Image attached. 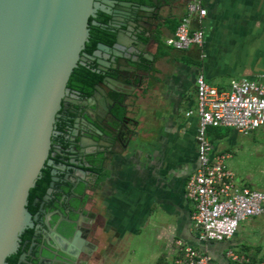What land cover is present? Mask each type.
<instances>
[{"label":"crops","instance_id":"crops-1","mask_svg":"<svg viewBox=\"0 0 264 264\" xmlns=\"http://www.w3.org/2000/svg\"><path fill=\"white\" fill-rule=\"evenodd\" d=\"M190 2L159 0L156 24L151 26L155 41L140 36L146 44L138 46L142 64L121 87L135 95L130 112L138 126L137 146L127 149L128 135L122 151L110 149L104 188L94 197L97 236L104 228L107 240L96 241V247L99 253L108 245L106 264L133 253L132 240L150 264H173L178 239L213 255L217 264H233L226 251L241 252L247 241L253 244L255 235L240 239L238 233L227 242L198 243L195 205L187 197L186 184L199 166V118L187 114L197 107L198 76L224 91L233 81L260 80L264 75V0H202L207 16H194L191 30H204L205 43L181 51L168 42L188 15ZM108 135L111 138L110 131ZM238 136L245 135L225 127L208 130L214 152L230 154L228 162L238 152Z\"/></svg>","mask_w":264,"mask_h":264},{"label":"water","instance_id":"water-1","mask_svg":"<svg viewBox=\"0 0 264 264\" xmlns=\"http://www.w3.org/2000/svg\"><path fill=\"white\" fill-rule=\"evenodd\" d=\"M151 2L152 6L118 0H0V264H9L22 234L33 226L30 192L48 163L69 80L89 59L98 74L114 75L96 86L94 108L101 113L106 92L119 96L110 111V148L123 140L119 113H128V107L121 87L142 64L138 46L146 44L140 36L155 41L151 26L156 24L159 0ZM99 12L109 15L110 22L96 21ZM91 24L111 27L116 39L113 45L99 43L89 55L85 50ZM99 121L97 117L94 124L96 148L102 144ZM128 135L127 149H134L137 135L129 127Z\"/></svg>","mask_w":264,"mask_h":264},{"label":"flooded vegetation","instance_id":"flooded-vegetation-1","mask_svg":"<svg viewBox=\"0 0 264 264\" xmlns=\"http://www.w3.org/2000/svg\"><path fill=\"white\" fill-rule=\"evenodd\" d=\"M81 66L91 72L97 70L90 59ZM108 75L114 77L113 73L101 74L102 79L93 86L89 76L69 80L48 163L29 196L28 210L33 226L22 234L18 251L7 259L9 264H106L108 245L105 243L99 253L96 247V241L107 240L104 228L97 236L94 197L96 191L104 188L107 178L110 111L119 96L108 94L106 86L107 95L101 97V113L98 114L94 94L96 86ZM123 92L128 113H119L124 133L116 148L119 151L125 148L128 127L134 130V135L138 127L130 112L135 95L132 90ZM97 117L101 127L99 148L94 146Z\"/></svg>","mask_w":264,"mask_h":264},{"label":"built area","instance_id":"built-area-1","mask_svg":"<svg viewBox=\"0 0 264 264\" xmlns=\"http://www.w3.org/2000/svg\"><path fill=\"white\" fill-rule=\"evenodd\" d=\"M194 16H207L202 0H191L188 15L180 22L175 36L168 44L185 51L192 46L202 47L205 32L192 31ZM197 107L187 116L197 114L198 169L186 184V194L195 205L194 225L200 244L227 242L239 231L241 223L264 214V190L239 185L228 166L230 154L215 153L208 139L210 128H231L245 136L264 132V75L260 80L233 81L229 90H219L203 75L196 79ZM177 253L173 264H217L213 255L201 252L196 246L176 240ZM225 257L233 264H264L254 262L245 253L234 249Z\"/></svg>","mask_w":264,"mask_h":264},{"label":"rangeland","instance_id":"rangeland-1","mask_svg":"<svg viewBox=\"0 0 264 264\" xmlns=\"http://www.w3.org/2000/svg\"><path fill=\"white\" fill-rule=\"evenodd\" d=\"M238 137L239 139L236 142L238 152L235 158L228 162L229 167L235 173L239 185L264 190V132L259 131L248 137ZM248 220L241 223L238 236L240 239H250L255 235L254 240H251L254 245L247 241L250 247H248L249 245H246V247L253 256L257 258L264 257L262 255V251H264V237L262 235L264 232V217L252 222L250 219ZM132 241L129 242V247L134 250L133 253L125 254L116 264H150V262L143 261L147 255L137 250L136 243Z\"/></svg>","mask_w":264,"mask_h":264},{"label":"trees","instance_id":"trees-1","mask_svg":"<svg viewBox=\"0 0 264 264\" xmlns=\"http://www.w3.org/2000/svg\"><path fill=\"white\" fill-rule=\"evenodd\" d=\"M118 1H128L139 5H149V6L153 5L151 0H118ZM93 20L94 19H91L90 23ZM110 20L111 17L102 12H99L98 17L96 19V21H98L101 24H107L110 22ZM90 34H91L90 41L89 43H87L86 46V52L88 53H93L97 49L99 43H104L107 45H113L115 43L116 33L113 31L111 27L94 26L91 24ZM88 76L92 79V84H91L92 86L93 84L99 82L102 79L101 74H98L97 72H91L90 70L86 69L84 66L79 65L78 68L74 70L70 80L72 81L78 77L87 78ZM210 129H215V128H210ZM241 253H245L248 256H250L254 262H257L259 260L264 261V257L257 258L256 256H253L248 248H245ZM158 264H164V262L159 261Z\"/></svg>","mask_w":264,"mask_h":264}]
</instances>
